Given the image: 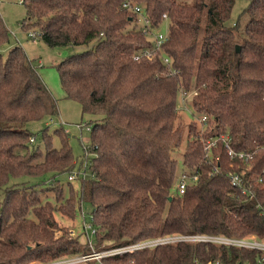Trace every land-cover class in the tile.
Masks as SVG:
<instances>
[{"label": "trees", "instance_id": "16d2710c", "mask_svg": "<svg viewBox=\"0 0 264 264\" xmlns=\"http://www.w3.org/2000/svg\"><path fill=\"white\" fill-rule=\"evenodd\" d=\"M124 1H22L26 21H33L24 31L38 29L49 47L84 49L57 65L66 98L95 118L87 125L90 152L98 157L89 160L78 189L68 181L75 171L69 135L45 127L42 143L34 145L28 124L58 116V108L23 48L10 46L0 14V264L88 254L55 216L74 219L80 202L94 209L95 246L106 242L104 248L173 235L264 239V0H250L236 20V0H133L156 31L167 24L162 53L170 67L159 57L134 59L152 43L122 9ZM182 88L197 92L190 107L208 117V136L228 132L235 150L254 156L244 164L219 147L220 170L210 176L193 121L183 166L199 179L179 194ZM230 174L240 175L256 196L234 187ZM44 184L51 186L37 189ZM51 189L55 204L45 196ZM263 258L259 251L185 241L125 252L103 264H261Z\"/></svg>", "mask_w": 264, "mask_h": 264}, {"label": "rangeland", "instance_id": "374dc122", "mask_svg": "<svg viewBox=\"0 0 264 264\" xmlns=\"http://www.w3.org/2000/svg\"><path fill=\"white\" fill-rule=\"evenodd\" d=\"M22 1L23 0H0V14L5 22L6 27L9 30V39L11 44L10 46H21L25 53L32 60L33 66L37 69L44 84L47 86L53 98L55 99L59 113L58 116L52 119L44 121H34L29 123L28 129L36 136V143L34 145L42 143L43 132L41 130L43 128L48 127V133H53L57 129H63L65 133L69 135V145L74 154V170H78L79 168H83L84 162L86 160H90V156L88 155L90 148L87 149V151H84V147H90L92 145L91 131H88L86 128L89 127L87 124H90L95 118L91 115H84L82 113L81 105L78 102L66 98V93L61 84L57 65L65 60L69 55L83 52L84 49L72 46L53 48L45 45L40 39L37 40V43H34L33 39L29 36V33L32 31H35L37 33L40 32L38 29H35L33 27L28 28L26 31L23 30L22 27H25L26 25L30 26L33 21H26L28 18L27 8L22 3ZM249 3L250 0H236L235 6L232 11L233 20H236L238 18L239 14L245 7L249 5ZM159 31L163 34L167 33V24H165L164 27L160 28ZM7 53L8 49L6 48L5 50H3V54L7 55ZM192 122V116L187 111L180 110L178 123L179 126H181V128L183 129L184 136L182 146L179 150V153L177 154L179 168L176 175L175 187L178 184V179L181 172L183 170L185 171V167L183 166V155L189 138L190 124H192ZM79 126L81 128H79ZM86 165L87 164H85L84 168H86ZM88 168L89 166L87 167V169ZM83 181H79V179H76L71 183L75 189H78L79 187L81 188L80 183H82ZM68 184L69 183L67 181V178H64L63 184L61 186L62 189L65 190V195L68 193L66 191V188H68ZM50 186V184H44L43 186H38L37 189H46ZM45 196H47V198L52 203H56V193L52 189L48 191ZM82 211L86 214L87 222L92 223L91 215L93 214L94 209L88 204H85L83 206L82 202H80L77 215L74 219L73 217L72 219H69L58 213H56L55 216L60 226L62 228H65L69 232L71 237L76 238L83 246L89 248L87 245H84L83 237L81 235V232H83L84 223L83 215H85ZM90 231L91 230H89V232ZM61 234L62 232H56V236H60ZM252 237L255 236H247V238L249 239H251ZM91 240L94 244V250L96 252L110 251L112 249L104 248L106 242H102L100 245L97 244V246H95L97 242L95 237H92ZM110 257H112V255Z\"/></svg>", "mask_w": 264, "mask_h": 264}, {"label": "built area", "instance_id": "2783aa9c", "mask_svg": "<svg viewBox=\"0 0 264 264\" xmlns=\"http://www.w3.org/2000/svg\"><path fill=\"white\" fill-rule=\"evenodd\" d=\"M122 9L129 12L131 15H133L136 18L135 23L137 29L152 43V46L150 48L148 47L140 51L134 57V59L136 61H139L141 59L153 60L156 57H159V59L165 65L170 67L171 66L170 59L162 53V46L168 40V33L163 34L160 31H156L153 28L152 22L149 19L146 13V9L143 5H139L133 0H125L122 4ZM163 17L166 18L165 15ZM29 36L33 39L34 43H37L38 42L37 40L40 39L39 38L40 34L35 31L30 32ZM171 74L176 75L178 74V71L172 69ZM196 95L197 92L195 90L187 91L182 88L179 92V102L177 108L179 112L180 110L187 111L192 116L193 121L198 126L199 139L201 141L205 153V161L212 168V172L210 173V176L217 174L220 170V166H219L220 158L218 155H216V151L219 149V147H222L226 151L230 159L240 160L244 164H248L253 159L254 153L250 151L235 150L232 146V139L228 132H221L215 136H208L207 134L209 130L208 117L206 115L196 116L192 108L190 107V102ZM79 128L81 127L79 126ZM86 129L90 131V127H87ZM31 142H34V138L31 139ZM89 148L90 147H84V151H87V149ZM88 155L90 156V161L92 158L98 157V154H94L90 152V150L88 152ZM85 164H87L86 168H84ZM88 164L89 161L86 160L83 165L84 169L80 168V170H75L72 174L68 176V181L73 182L79 177L86 178ZM198 179H199V175L196 172L188 168H185V171L183 170L181 172L180 177L178 179V184L176 186L179 194H183L187 186L191 182H196ZM230 181L234 187L242 189L243 193L249 194L252 198L256 196V191L250 188L247 189L246 187L243 186L240 175L230 174ZM261 209H262V214L264 215V208L261 207ZM83 220H84L83 232H81V235L83 237V243L87 245L90 249V252L88 254L65 256L47 262L34 261L29 264H89L90 262H94L95 264H103V260L107 257H110L111 255L113 256L125 252L154 248L164 244L185 242V241L211 242L226 246L243 248L251 251H259L264 254V240H260L256 237H252L251 239L247 237L241 239V238H230L225 236H208V235H192V236L173 235V236L159 237L155 239L134 243L133 245H129L121 248L111 249L110 251L96 252L94 250V244L92 243L91 240L92 237L93 238L95 237L96 239L98 237V230H96V228L93 226V215H91L92 223L87 222L86 214L83 215ZM89 230L91 231L89 232ZM260 263L264 264V258L260 261ZM195 264H201V263L195 262ZM206 264H221V263L209 262Z\"/></svg>", "mask_w": 264, "mask_h": 264}, {"label": "water", "instance_id": "95a60500", "mask_svg": "<svg viewBox=\"0 0 264 264\" xmlns=\"http://www.w3.org/2000/svg\"><path fill=\"white\" fill-rule=\"evenodd\" d=\"M237 50H239V48Z\"/></svg>", "mask_w": 264, "mask_h": 264}]
</instances>
